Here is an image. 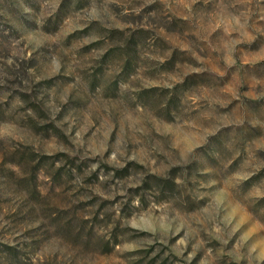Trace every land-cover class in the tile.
Instances as JSON below:
<instances>
[{"label": "rangeland", "instance_id": "rangeland-1", "mask_svg": "<svg viewBox=\"0 0 264 264\" xmlns=\"http://www.w3.org/2000/svg\"><path fill=\"white\" fill-rule=\"evenodd\" d=\"M0 264H264V0H0Z\"/></svg>", "mask_w": 264, "mask_h": 264}]
</instances>
